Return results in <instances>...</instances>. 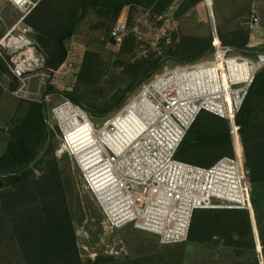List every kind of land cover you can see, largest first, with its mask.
Here are the masks:
<instances>
[{"label":"trees","instance_id":"trees-1","mask_svg":"<svg viewBox=\"0 0 264 264\" xmlns=\"http://www.w3.org/2000/svg\"><path fill=\"white\" fill-rule=\"evenodd\" d=\"M176 1L179 0H40L26 22L36 32L35 39L47 67L57 71L69 57L66 42L84 25L97 35L96 40L111 42V31L126 8L159 16ZM202 1L183 0L181 7L188 10ZM247 9L234 14V18L248 16L250 8ZM218 34L224 46L247 54L264 53V50H249L250 32L245 25L236 24L227 30L219 27ZM184 39L164 54L183 64L196 62L213 51L210 36H195L193 42ZM133 44L129 35L121 46L122 57ZM162 59L163 56L149 57L142 65L129 67L123 58L113 60L111 55L87 49L74 90L65 96L86 108L93 118L107 119L154 77ZM8 75L10 91L14 92L19 82L0 57V80ZM47 93L54 94L57 90L49 86ZM46 118L41 102L23 101L9 121L8 130L4 129L8 144L0 157V245L4 244V248L0 246V264H182L183 244L166 246L177 250H165L163 254L159 251L156 255L98 256L95 261L81 258L54 156L51 140L54 135ZM236 120L241 127L264 257V67L257 73ZM232 156L228 122L207 112L199 115L177 153L179 161L200 167H211L220 159ZM36 169L42 172L40 178L35 176ZM190 243L233 258V264H259L246 211H196L185 244Z\"/></svg>","mask_w":264,"mask_h":264},{"label":"built area","instance_id":"built-area-1","mask_svg":"<svg viewBox=\"0 0 264 264\" xmlns=\"http://www.w3.org/2000/svg\"><path fill=\"white\" fill-rule=\"evenodd\" d=\"M0 1L11 3L26 16L38 5L36 0ZM211 23L216 60L165 68L143 83L101 126L93 122L86 108L65 96L67 91L60 92L63 102L47 111L50 126L62 133L58 153L76 159L85 187L102 212L106 235L113 238L108 247L122 244L114 234L127 226L157 236L164 246H173L188 241L198 210L254 214L241 127L236 118L257 73L264 67V53L254 61L239 56L226 58L213 16ZM259 26L260 19L252 16L250 33ZM31 33L26 28L8 31L0 40V48L5 46L6 53L0 55L20 83L18 93L28 91L37 81L32 95L40 97L48 83L52 84L56 71L47 67ZM128 34L126 22L114 26L111 39L118 49ZM233 63L248 64L247 77L241 68H235L234 73L230 67ZM215 68L217 78L212 75ZM52 96L44 93L40 102L46 106ZM203 112L228 122L234 151L232 157L222 158L211 167L177 159L189 130ZM131 115L137 116L140 125L126 136L127 140L117 139L120 122ZM80 129L87 130L80 136L87 134L90 142L82 155L75 148L82 140L75 136Z\"/></svg>","mask_w":264,"mask_h":264},{"label":"rangeland","instance_id":"rangeland-1","mask_svg":"<svg viewBox=\"0 0 264 264\" xmlns=\"http://www.w3.org/2000/svg\"><path fill=\"white\" fill-rule=\"evenodd\" d=\"M39 1L36 0L38 3ZM182 2L183 0L176 1L165 13L159 16H154L150 12L126 8L118 22L127 23L129 28L128 36L130 35V39L134 40V44L126 51L124 57H122L121 48L118 49L112 41L106 43L103 39L100 41L96 40L97 35L91 34L89 32V26L84 25L78 34L66 42L69 57L63 67L54 73L55 76H52V84L50 85L48 83V87L55 88L57 93L53 94L50 101H46V106L43 105V108L47 116V125L49 124L48 129L54 135L53 137L51 136V140L55 146L54 156L58 162L61 184L64 188L67 207L73 221L77 247L83 260L95 261L98 256H115L117 258L128 256L134 258L138 256L156 255L159 251H162L163 254L165 250L169 252L177 250L175 247L162 245L157 236L136 230L132 226H127L114 234L117 239L122 240V244L114 248L108 247L109 243L112 244L113 238L106 235L104 217L93 196L85 187L83 176L78 168L76 159L58 153L61 148L62 133L58 128H52L50 126L52 122L48 118L47 111L63 102V96L60 92H73L86 50H99L103 54L111 55L113 60H121L123 58L125 62H128L129 67L142 65L149 57L157 58L163 56L161 67L153 74V76H156L165 68L181 65L179 62L166 56L164 51L170 47L176 48L184 38L187 37L189 39L188 41L193 42V37L195 36H210L213 47L214 40L212 37L211 16L214 18L217 34L219 27L227 30L236 26V24L247 26L250 32L249 23L251 17H258L260 19V26L256 32L250 33L248 48L249 50H264V0H210L208 2L203 0L188 10L182 9ZM247 7L250 8L248 16L234 18V14L248 10ZM27 17L23 11L16 9L11 3L0 1V40L10 30L18 31L25 28L33 31L30 35L35 39L36 32L27 24ZM220 42L222 44L221 51L226 52V58L239 56L249 61H254L257 59L256 56L260 54V52L247 54L243 50L224 46L221 39ZM0 52L5 56V46L0 48ZM216 58L218 56L216 55V51L213 50L195 63L212 62ZM219 68H221V65H219ZM249 70L250 67L248 65V73ZM9 73L11 74L10 71ZM12 77L14 76L12 75ZM10 80V75L4 76L0 80V157L5 153L8 144L6 134L9 126L8 123L14 117L18 106L23 101L40 102L43 99L44 93L48 94L47 87L40 97H33L32 93L35 91L37 81H33V85L28 91L24 90L18 93L20 89L19 83L18 89L11 92ZM138 89L134 94L138 92ZM91 119L94 123H98L101 126L108 118L97 119L92 117ZM35 176L36 178H40L42 172L36 169ZM249 219L251 222L254 220L256 223L255 210L252 217L249 215ZM255 223L253 239L256 259L260 264L261 257V262L264 264L259 231ZM0 246L4 248L3 243ZM180 248L183 251L182 264H233L235 262L233 258L223 256L221 253L220 256L217 252L215 253L193 243H184ZM258 248L260 254L258 253Z\"/></svg>","mask_w":264,"mask_h":264},{"label":"bare ground","instance_id":"bare-ground-1","mask_svg":"<svg viewBox=\"0 0 264 264\" xmlns=\"http://www.w3.org/2000/svg\"><path fill=\"white\" fill-rule=\"evenodd\" d=\"M230 67L234 72H235V68H238V69L241 68V70L244 74V77L248 73V66L246 64L241 65V66H239V65L236 66L235 63H233ZM212 72H213L212 75L217 78V76H216L217 75L216 74L217 68H215L214 71H212ZM138 125H140V123H139V120H138L136 115H131V116L123 119L119 124V128L121 131L116 136L117 139L122 140V141L127 140L126 136H129L130 134H132V131H134L135 127ZM81 129L75 135L76 137H78L77 139H79V140L82 139L81 141H79L78 143L75 144V146H76L75 148H77V150H79L80 155H82L81 152L85 151L89 147V144H90V142L87 141L88 138L85 137V136H87V134L80 136L81 134L87 132V130H81Z\"/></svg>","mask_w":264,"mask_h":264},{"label":"water","instance_id":"water-1","mask_svg":"<svg viewBox=\"0 0 264 264\" xmlns=\"http://www.w3.org/2000/svg\"><path fill=\"white\" fill-rule=\"evenodd\" d=\"M120 243H122V240L121 239H119L118 240ZM258 253L260 254V252H259V248H258ZM260 264H263L262 262H261V257H260Z\"/></svg>","mask_w":264,"mask_h":264}]
</instances>
